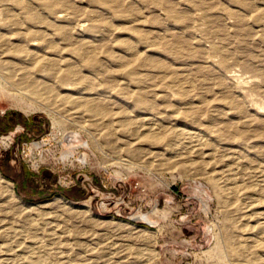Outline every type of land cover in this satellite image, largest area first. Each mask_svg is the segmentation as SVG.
<instances>
[{"label": "rangeland", "instance_id": "rangeland-1", "mask_svg": "<svg viewBox=\"0 0 264 264\" xmlns=\"http://www.w3.org/2000/svg\"><path fill=\"white\" fill-rule=\"evenodd\" d=\"M0 264H264V0H0Z\"/></svg>", "mask_w": 264, "mask_h": 264}]
</instances>
